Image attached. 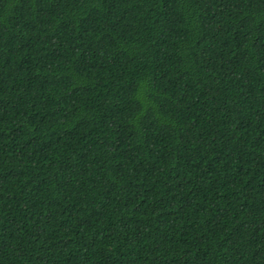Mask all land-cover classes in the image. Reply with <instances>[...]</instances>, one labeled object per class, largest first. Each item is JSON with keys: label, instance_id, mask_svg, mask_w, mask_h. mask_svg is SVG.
I'll list each match as a JSON object with an SVG mask.
<instances>
[{"label": "trees", "instance_id": "1", "mask_svg": "<svg viewBox=\"0 0 264 264\" xmlns=\"http://www.w3.org/2000/svg\"><path fill=\"white\" fill-rule=\"evenodd\" d=\"M0 264H264V0H0Z\"/></svg>", "mask_w": 264, "mask_h": 264}]
</instances>
